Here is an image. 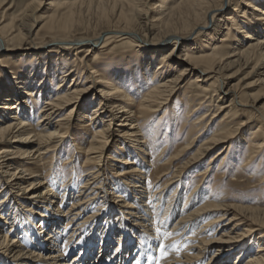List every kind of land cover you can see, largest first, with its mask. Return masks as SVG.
<instances>
[{"label":"bare ground","instance_id":"1","mask_svg":"<svg viewBox=\"0 0 264 264\" xmlns=\"http://www.w3.org/2000/svg\"><path fill=\"white\" fill-rule=\"evenodd\" d=\"M4 4L0 53L10 28L48 40L6 57L28 58L18 73L0 59V264H201L215 245L202 264H264L263 203L231 205L206 188L216 162L237 167L228 187L264 184V0H159L146 9L139 0H50L56 18L31 11L17 23L5 22ZM137 32L152 36L146 48ZM116 49L125 56L109 57ZM246 76L255 79L241 85ZM185 79L196 84L181 100L185 137L157 142L160 128L170 130L168 110L178 115L180 103L167 107ZM64 143L63 162L85 169L79 185L76 174L53 177Z\"/></svg>","mask_w":264,"mask_h":264},{"label":"rangeland","instance_id":"2","mask_svg":"<svg viewBox=\"0 0 264 264\" xmlns=\"http://www.w3.org/2000/svg\"><path fill=\"white\" fill-rule=\"evenodd\" d=\"M5 1V4L2 6L3 8L1 9V11H5V19L6 21L5 22H8L9 20H12L14 19V23H17L18 20L22 17H24L25 15H29L27 16L26 18L30 19L32 16L30 15L32 12L31 11H34L32 13V15H34V17H36V19H38L39 17L43 16V15H46V14H54L55 13V17L53 18H56V16L59 14V10H54V9H48L49 5L48 2L50 0H36L34 1V6L33 7H30V8H27L28 5H30V3L32 2V0H3ZM141 1V4L140 6L142 7L143 6V2L145 3L144 4V9L148 8V7H151L153 5H155V3H157L159 0H148L147 2L144 1V0H139ZM174 0H169V3L173 2ZM27 4V6H26ZM150 5V6H148ZM35 6H45L44 9H40V10H33ZM10 7V8H8ZM125 7H127V5H125ZM42 8V7H41ZM92 16L91 17H94V19L97 17V10L92 7V9L90 10ZM23 15V16H21ZM0 20H1V14H0ZM27 19L25 20L24 23L27 24ZM62 22V20L60 21V23ZM15 28H10V30H5L4 33H2V36H3V44L5 45L6 48H8V50H5V52L3 51L0 56V59H2L1 61H7L8 62V65H12V69L14 72L18 73L19 70H21V67H18L16 65L17 62H20V63H24L26 61H28V58H19L17 60H8L9 58H6L7 56H14V57H18L17 55H20V56H25L26 54H29L32 52L31 48L32 46H34V43L35 44H41L43 42H45L46 40H48L47 36H45L44 33L42 34H37V35H25V34H22L25 32V30H23L22 33H20L19 35L20 36H17V32L14 31ZM62 31V30H60ZM58 31V32H60ZM34 32V31H33ZM138 34V38H140L143 43H139V45L143 48H146V42L147 43H151L153 38L152 36H147L144 34H140L139 32H137ZM22 34V35H21ZM14 35V36H13ZM147 36V37H146ZM189 42H192V39L191 38H187L186 42H182L180 44V48H182V44L184 43H189ZM52 45V44H51ZM51 45H48V48L47 49H50L51 51H54V46H51ZM130 47V46H129ZM128 47V48H129ZM170 47H172L170 45ZM169 47V48H170ZM30 48V49H29ZM143 48H139L140 50H143ZM177 48V47H176ZM178 47L177 49V55H178V60H180V58H182V54H181V49ZM119 49H116V50H113V51H109V57H113V55H117V56H120V55H124L122 51H117ZM136 50V47L134 49H130L129 53L127 55L131 56L134 51ZM101 51V49L98 50V52ZM114 51H117L116 53L117 54H113ZM55 52V51H54ZM84 52H81L80 55H83ZM97 52H94L91 56H90V62L93 61L94 59V55L96 54ZM107 53V52H105ZM109 57L107 55H102L100 58H98V60H103V61H107V59H109ZM95 59V61H98ZM247 72V71H246ZM246 72H241L240 74H237L235 77L232 78V81L230 80V83L229 84H232V83H235L238 81V79H241L245 76ZM13 76V75H12ZM253 79H255V77L253 76H246L244 80H241V85H245L246 83L252 81ZM228 84V85H229ZM195 87H196V84L195 83H191L190 79H185L184 81H182L180 83V89L179 91L176 93V95L173 97L172 101L170 102V104H168V107H167V110L171 107V104H173L174 102H178L181 104V107L180 109L178 110V115L177 117H174V119L170 118L172 117L171 114H172V111L171 109L168 110V115L166 117V120L167 122L169 123L170 125V130L169 132H164L163 128H160L157 132V135H158V138H157V142H163V141H168V143L170 145H175V143H179L181 141H183V138L185 137V134L187 132V128H183L181 126V123L183 121V116H184V104L182 103V99L184 98L183 95L185 93V90H188V91H192V92H195ZM94 92V91H93ZM91 92H89L86 96V98H84L85 101H87L90 97H91ZM251 93H260L259 91V87L256 86L255 88L252 89ZM42 105V102L39 104V106ZM37 111V109H36ZM171 112V113H170ZM162 115V112L158 113V115H156L153 119H152V123H156L157 119H159V116ZM36 119H34L33 123L35 124L36 122ZM75 124V123H74ZM163 126V125H162ZM79 130V129H77ZM65 145L63 146V150L60 152V156L58 159H56V162H55V173H54V178L55 179H58V180H69L70 182L72 181L73 182V176L76 174L77 176L79 175V179H76V184L79 185V183H81L84 178H83V174H84V177H85V169L84 171L80 170V161H77L76 162V169H75V172L72 170V168L70 169V165H66L65 162L67 161V157L68 155H70V152L68 151V153H66L67 151L66 150H70L69 149V146L67 143H64ZM219 148H215L213 151H212V155L215 154L217 151H218ZM111 150V147L110 149L106 150V153H109ZM173 153V150L172 148L170 149L169 152H167L166 154V157L164 158H167L169 155H171ZM211 155V156H212ZM210 158V155L208 157H206V160H205V163L204 165L207 164V159ZM65 161V162H63ZM63 163V165H62ZM217 164L218 162H216L214 164V167L210 173V178H209V181L208 183L206 184L208 188L207 190H210V187L211 186H214V189L216 190V196H220V197H224V201L227 202L228 204H231V205H242V206H248V207H251V206H254V205H257L254 201H257L258 203H263L262 206H264V184L259 186V185H256V186H253V184H248V185H245V186H239V187H228L226 186L224 183H227L230 182V180H234L236 178V175H235V169L237 167H235L234 165H228V167H226L225 169H217ZM238 165V164H237ZM61 166H62V169H61ZM66 169V170H65ZM113 171V168H109L108 171H107V174L109 175L110 173H112ZM77 172V173H76ZM84 172V173H83ZM62 173V174H61ZM74 173V174H73ZM196 172H191L190 175L188 176V178H184V181H189V180H193L191 177H193V175H195ZM64 174V176H63ZM71 174V175H70ZM73 174V175H72ZM82 175V176H81ZM70 176V177H69ZM236 179H239V178H236ZM192 186V185H191ZM250 187H253V188H250ZM77 188V187H76ZM107 189V188H106ZM73 192V191H72ZM63 202V201H62ZM70 205V201L68 200L66 203H63L61 205V207L59 208V210L57 209L56 211H63V210H66V208ZM103 219V218H102ZM102 224H99L98 225V228H100ZM256 236H258L257 233L254 234V237L255 238ZM98 240H96L97 242ZM216 245L213 246L212 248H209L208 250H206L202 256V258H200V262L201 264L204 263V262H207L208 259H209V255L214 252V249H216ZM256 245H254V251L256 250ZM73 255V252H71L68 257L72 256Z\"/></svg>","mask_w":264,"mask_h":264},{"label":"snow or ice","instance_id":"3","mask_svg":"<svg viewBox=\"0 0 264 264\" xmlns=\"http://www.w3.org/2000/svg\"><path fill=\"white\" fill-rule=\"evenodd\" d=\"M157 232L159 233V232H160V229H157ZM165 234L167 235V233H165ZM149 239H150V238H149ZM165 247H166V246L163 245V244L160 245V252H161V255H163V251H164V248H165ZM147 259H148L149 262H151V261L154 260V256L149 255V256L147 257ZM157 264H158V261H157Z\"/></svg>","mask_w":264,"mask_h":264}]
</instances>
